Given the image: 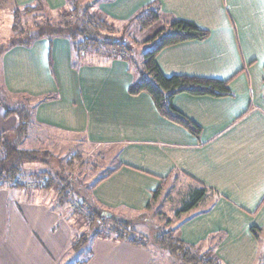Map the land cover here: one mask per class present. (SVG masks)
Listing matches in <instances>:
<instances>
[{"label": "crops", "instance_id": "obj_1", "mask_svg": "<svg viewBox=\"0 0 264 264\" xmlns=\"http://www.w3.org/2000/svg\"><path fill=\"white\" fill-rule=\"evenodd\" d=\"M153 1L162 22L188 19L210 32L160 50L163 73L228 80L231 95L173 97L198 132L162 115L146 91L129 92L137 76L126 59L78 63L66 37L11 47L1 55L0 81L11 94L51 96L36 106L38 122L115 151L112 172L90 190L102 214L134 222L167 189L179 193L181 180L201 183L209 193L180 216L177 235L222 264H264V0H97L92 10L123 23ZM45 2L51 9L71 4ZM17 121L0 111V135ZM56 197L40 188H0V264H157L156 248L114 236L95 235L74 248V218ZM252 226L262 229L259 239Z\"/></svg>", "mask_w": 264, "mask_h": 264}, {"label": "trees", "instance_id": "obj_2", "mask_svg": "<svg viewBox=\"0 0 264 264\" xmlns=\"http://www.w3.org/2000/svg\"><path fill=\"white\" fill-rule=\"evenodd\" d=\"M97 0L82 4L78 0H71L70 7L62 9H51L46 4L45 0H35L32 4L19 6L14 3V18L11 29L13 36L0 47L1 55L16 45H31L36 39L46 37L52 40L54 37H66L72 43L74 56H79L81 62H86L85 58L90 53L89 60L93 59L92 56L105 57V61L110 60L114 55L119 54V57L128 59L130 68L135 72L137 79L130 85L129 92L131 94H139L146 91L150 94L156 107L165 117L181 123L194 132L200 130L199 126L189 119L186 115L175 108L173 104V97L179 92H189L194 95H212V96H226L231 95L232 92L229 88L228 80H223L215 77H205L187 74H173L167 76L161 70L157 62V54L164 47L177 44L189 40H202L209 36V30L200 27L196 22L182 18H172L164 23V26L154 33L148 39L143 41L147 44L146 48L141 50L136 48V44L132 39L125 36H117L116 33L110 31L111 24H126L131 22L139 24L140 29L150 27L160 21L162 12L158 1H153L142 7L134 16L123 23H116L103 16L101 13H95L92 9ZM45 10L48 12L59 13L69 11L73 17L72 20L64 22H53L51 19L40 21L38 15H33V22L30 28H22L20 23L24 15H30L38 10ZM36 17V18H35ZM34 26V27H33ZM135 45V47L133 46ZM141 55V59L140 54ZM115 58V57H114ZM126 59V60H127ZM81 63L80 61H77ZM134 64L138 65V70ZM13 95L6 90L3 83L0 82V103L4 106L5 116L11 115L18 116V124L12 131H4L0 135V188L15 187L24 189L28 181L24 179L26 172L23 170V165L26 162H44L46 160L40 158L42 150H35L31 148H24L22 143L27 136L29 123L31 119L32 106L14 105L9 102L10 96ZM24 96V94H18ZM27 98L30 96L25 95ZM51 96H44L43 98L36 99V105L44 100L50 99ZM48 152V153H47ZM52 153L46 151L45 155ZM80 157L78 155L74 158ZM75 158V159H76ZM67 161L69 169L75 161ZM61 162V160H60ZM64 165L56 169L52 167L51 170L43 169L36 172H29L28 175L33 180L36 188L46 191L55 190L58 195V201L62 204H72L79 200L82 207L84 206L88 213L90 220H101V211L92 203L90 199V192L84 187L78 189L75 182L70 179L69 173L66 174ZM70 170V171H71ZM101 175L92 188L98 181H101L109 173ZM161 189V188H160ZM160 189L156 190L153 194V199L156 200ZM84 190V192L82 191ZM209 193L208 187L199 183L191 186H186V193L183 197L181 204L175 210L176 217H180L183 213L190 211L203 201ZM77 195V198L75 196ZM75 200V201H74ZM151 205L148 204L147 207ZM87 213V214H88ZM98 216V217H97ZM103 218V217H102ZM104 222L111 221L117 228L114 233L118 239H127L136 243L143 244L140 239L135 236L129 237L128 233L124 232L131 222L122 217L113 214L108 217ZM102 220V223H103ZM93 225V224H92ZM132 228V227H131ZM261 228L252 226L251 231L259 239L261 236ZM96 236L99 235L97 230ZM124 234V235H123ZM85 244V241L80 238V241L74 243V248H80ZM158 244L161 248L168 250L173 256L179 258L180 261L188 264H222L221 261L212 253L207 257L206 252H200L201 248L194 244L187 243L180 238L176 229L163 230L161 235L158 236ZM209 250V249H208ZM211 251V250H210ZM212 252V251H211ZM87 260L79 261L75 264H85Z\"/></svg>", "mask_w": 264, "mask_h": 264}, {"label": "rangeland", "instance_id": "obj_3", "mask_svg": "<svg viewBox=\"0 0 264 264\" xmlns=\"http://www.w3.org/2000/svg\"><path fill=\"white\" fill-rule=\"evenodd\" d=\"M80 2L82 4H86L90 1L80 0ZM34 14L40 17V21H46L47 19H51L53 22L58 23L60 21L64 22L73 19L67 9L59 13H50L41 9L28 16L24 15L21 19L22 22L20 23V26L25 29L30 28L32 26ZM13 18V0H0V47L5 44L14 34L13 30L11 29ZM163 26L164 22H162V18H160V21L145 29H140L138 23L131 22L129 25L111 24L110 31L112 30V32L116 33L117 36L123 35L128 39H132V42L136 44V48L141 50L143 48H146L147 46V44H144L143 41L151 37ZM133 46L135 47V45ZM87 54L88 56L85 58V60L89 61L91 55L89 52ZM141 55L142 53L140 54V56H138L140 57V59ZM92 57L93 59L97 60L105 59V57L101 56H99V58L97 56ZM114 57L116 59L122 58L119 57V54L114 55ZM114 57H112V59ZM75 61L81 62V59H79L78 55H76ZM138 65L139 64H134L133 66H135L138 70ZM9 102L14 105L32 106V108H30L31 119L29 123V129L27 136H25V140L22 143V146L24 148L42 150L39 156H41L40 158L46 160V163L40 161L24 163V165L22 166L23 170L26 172L24 179L28 181V184L24 189H37L34 185L33 180H31L32 178H30L28 175L29 172H36L43 169L51 170L52 167H54V169H57L61 163V165H64V167L66 168V174L69 173L70 179L75 182V186L78 189L84 187V189L90 192L92 186L95 184L98 178L101 175L108 173L112 169V167L116 165L117 162L116 158L114 157V150H110L104 146H95L93 144H87L81 135L62 132L60 130H56L48 125L38 122L35 116V110L37 106L35 104V98H27L25 95L22 96L13 94L10 96ZM0 109L1 113H5L4 106L1 103ZM14 116L17 121L18 116ZM18 122L19 121H17V124ZM46 151H50L52 155H45ZM76 155L80 157H75V159L74 156ZM69 158H71L70 160L75 161L74 164L71 166V168L73 167L72 170L69 169V166L67 165V161L69 160ZM186 186L187 185H185L181 180L179 186L177 187L179 188V193L175 194L170 191L171 189H167L168 193L166 196L162 195L160 199L156 200L155 202H152V205L150 206L149 210L143 213L142 215H139L134 220V222L130 221L131 226H129V228L127 230L125 229L124 231L128 233V236L130 238L135 236L137 239H140L139 241L148 244L152 248H156V254L158 258L157 264H188L180 261L179 258L171 255L168 250L161 248V246L158 244V236L161 235L162 231L170 228L176 229V226L179 223L180 217H176L175 210L180 206L181 201L185 196ZM7 188H10L11 191H14L16 189L15 187ZM167 188H169V186ZM171 188H173V186ZM82 191L84 192V190ZM53 193L56 194V199L58 200V195L55 190H52V194ZM75 198H77V195L75 196ZM167 204H169L170 207H168ZM63 208L64 210L66 208L65 211H68L74 218L72 221L74 228H76V242L80 241L81 238L85 241L84 245L89 246L91 242L95 239V235L97 234L95 232H97V230H99V235L102 237H116L114 230L115 228H117V226H115L114 223H112L111 221L104 222L105 220H103L106 218L108 220V217H111L114 213H100V221L90 220L87 209L84 206L82 207L81 202L79 200L72 202V204L65 203ZM116 216L120 217L119 215ZM78 228L80 229V232H78ZM88 248L83 250L78 256H80V258L83 257L82 259H85L91 251V249ZM200 252H206L207 257L212 255V252L208 249H201Z\"/></svg>", "mask_w": 264, "mask_h": 264}]
</instances>
